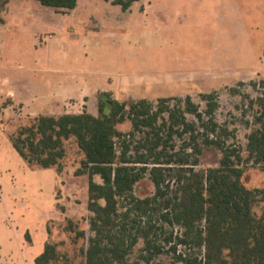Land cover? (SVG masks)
<instances>
[{"label":"rangeland","instance_id":"obj_1","mask_svg":"<svg viewBox=\"0 0 264 264\" xmlns=\"http://www.w3.org/2000/svg\"><path fill=\"white\" fill-rule=\"evenodd\" d=\"M0 16L2 66L9 64L23 72L29 55L51 47L56 55L67 53L66 69L96 79L93 92L97 96L102 86L109 87L118 100L156 102L167 97L173 105L177 98L190 96L202 111L201 95L213 92L218 104L215 120L233 132L228 142L241 147L244 156L247 135L264 128V105L257 100L264 80V0H138L127 10L104 0H78L73 10L43 6L36 0H9ZM83 47L87 56L77 51L79 62H70L75 50ZM92 97L68 98L65 110L96 114L97 101ZM34 117L25 115L21 104L0 90V264H34L46 242L56 245L60 264L65 258L82 264L81 248L93 235L88 175L75 173L83 153L70 138L64 142L60 170L29 167L9 136ZM117 128L126 133L131 123L125 121ZM175 142L178 146L180 141ZM116 149L119 152L117 140ZM219 159L220 152L207 147L196 170L216 166ZM261 166L245 168L241 181L247 188L264 186ZM166 175L173 187L175 172L169 170ZM93 179L101 182L98 175ZM153 191L148 173L133 188L138 197ZM263 206L262 201L255 204V213L260 214ZM142 247L140 239L125 263L171 264L172 255L167 252L145 262ZM178 248L202 255V250Z\"/></svg>","mask_w":264,"mask_h":264},{"label":"trees","instance_id":"obj_2","mask_svg":"<svg viewBox=\"0 0 264 264\" xmlns=\"http://www.w3.org/2000/svg\"><path fill=\"white\" fill-rule=\"evenodd\" d=\"M8 1H1L0 11ZM36 1L61 10H73L78 2ZM104 1L127 10L138 0ZM2 20L0 16V23ZM260 85L257 100L264 105V80ZM201 98L205 102L202 111L190 96L170 105L167 97L156 102L117 100L103 91L97 96L96 114L86 110L40 114L9 136L29 167L60 170L64 142L70 138L83 153L75 173L88 175L93 235L81 248L82 264H126L125 257L140 239L145 262L167 252L172 255L171 264H264V206L260 214L253 208L264 202V186L250 189L241 181L249 165H262L264 170V128L247 135L244 156L241 147L228 142L233 132L215 120L218 104L214 93H204ZM125 121L131 123L126 133L117 128ZM175 141H180L178 146ZM207 147L220 152L218 164L196 170ZM169 170L175 172L173 187L166 182ZM144 173L149 174L154 191L138 197L133 188ZM94 175L100 177V183L94 181ZM179 245L202 250V255L183 253ZM61 257L56 245L46 242L34 264H60ZM62 264L73 263L65 258Z\"/></svg>","mask_w":264,"mask_h":264},{"label":"crops","instance_id":"obj_3","mask_svg":"<svg viewBox=\"0 0 264 264\" xmlns=\"http://www.w3.org/2000/svg\"><path fill=\"white\" fill-rule=\"evenodd\" d=\"M85 49L86 47L75 50L69 61L79 62L80 55L76 53L87 56ZM22 56L27 57V55ZM66 61H68L67 53L56 55L51 52V47H47L45 53L29 55L23 72H19L9 64L0 65V90L10 95L11 100L20 103L21 109L27 116L80 113L65 110V100L71 97L90 100L93 96V102H96L97 91L93 92V84L98 83L96 79L92 81L90 77L79 76L74 71L66 69ZM20 66L23 65H17L19 68ZM97 90L111 92L109 87L103 86Z\"/></svg>","mask_w":264,"mask_h":264}]
</instances>
